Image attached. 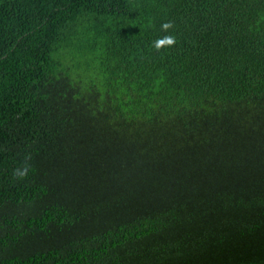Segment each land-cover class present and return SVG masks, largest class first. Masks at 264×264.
Instances as JSON below:
<instances>
[{
	"label": "trees",
	"instance_id": "1",
	"mask_svg": "<svg viewBox=\"0 0 264 264\" xmlns=\"http://www.w3.org/2000/svg\"><path fill=\"white\" fill-rule=\"evenodd\" d=\"M0 264H264V0H0Z\"/></svg>",
	"mask_w": 264,
	"mask_h": 264
},
{
	"label": "clouds",
	"instance_id": "2",
	"mask_svg": "<svg viewBox=\"0 0 264 264\" xmlns=\"http://www.w3.org/2000/svg\"><path fill=\"white\" fill-rule=\"evenodd\" d=\"M170 26H171L170 24L165 23V24L163 25V28H164V29H167V28H169ZM165 41H166L168 44H172V43H174V37H172V36H166V37H164V38L158 40V41L156 42L157 47H159L160 45H162L163 43H165ZM26 173H27V168H25V169H24L22 172H20L19 174H20L21 176H23V175H25Z\"/></svg>",
	"mask_w": 264,
	"mask_h": 264
}]
</instances>
